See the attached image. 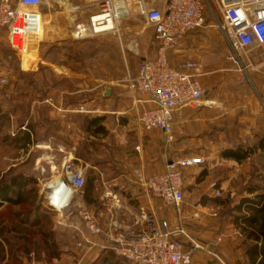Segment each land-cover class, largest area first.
<instances>
[{
	"label": "rangeland",
	"instance_id": "374dc122",
	"mask_svg": "<svg viewBox=\"0 0 264 264\" xmlns=\"http://www.w3.org/2000/svg\"><path fill=\"white\" fill-rule=\"evenodd\" d=\"M69 5L72 10L69 17L61 14L60 11L63 10L61 5H55L53 11L55 16L49 20L47 27V39L42 44L41 42L35 44L32 51L16 52L9 46L5 35H0V178L6 174H23L35 181L34 189L36 191L35 205L30 208L25 205L9 206L5 204L0 207V264H63V261H68L67 264H83L89 259L88 254L90 253L76 246L77 240L75 241L76 237L73 233L76 226L68 217L59 219V214L48 208L42 187L44 182L50 181L51 171L55 176H58L62 162L66 158L67 152L71 150L69 148L71 137L80 139L77 141L78 145L76 143L75 153L85 170L86 166H89L94 160V154H90L80 143L79 131L72 134L67 130L65 121L66 123L70 122V117L73 116L70 115V112L75 109L65 108L66 105L63 106L66 104L64 98L68 99V103H72L75 99H71L69 95L62 96L55 92L56 74L49 69L46 74L45 72L42 74L41 70L52 67L55 71L67 75L66 69L57 66L60 64L73 72L79 70L82 73L84 70L96 68L99 71L103 69L120 70L123 53L120 48L121 35L117 34L121 32L122 26L131 22L133 24L137 22L144 27L140 55L150 59L157 51V46L153 51L152 44L154 42L153 45H155L156 42L152 41V31L147 29L143 20L135 15L118 24V33L88 34L82 38L73 37L71 32H74L78 26L73 21L75 18L73 8L81 6L82 2L70 0ZM184 50L185 48H181L171 57L172 66L189 61L187 60L190 59L189 56L183 54ZM191 52L204 62L207 69L210 70L209 73H212L208 77L211 79V83H208L211 84V87L215 88L217 82L223 81L224 87L222 88L219 84L218 88L219 91L221 90V94L222 92L230 93L228 98H231L233 93V98L242 101L253 98L264 99V47L256 48L248 55L240 56L238 59L230 60L232 52L221 32L213 28L197 34L196 43ZM196 56L195 59H197ZM140 60L138 57L135 61L139 63ZM221 68H234L236 74L229 71L222 80L220 79ZM76 84L73 81H64L60 85L70 93ZM47 95L53 99L52 103L46 99ZM81 95H78L81 96L79 97L80 101L89 98L87 97L88 93ZM78 96L75 98L79 101ZM224 98V95L219 96V99ZM57 114L63 116L58 117ZM51 119L59 120L51 124L49 122ZM30 124L35 128V132L37 131V140L46 136L49 127H54V130H58L57 132L63 138L59 144L67 146V148L62 147V152L52 148V155L46 156L43 153L45 148L35 146L30 155L26 154L22 147L14 145L13 139L16 129L26 128ZM184 133L185 131L182 134L180 132L174 134V139L170 141L174 145V150H171L173 152L172 161H179L185 157L187 159L202 158L201 154L205 151H212L213 154L204 158V165L196 167V169L191 167L184 170L185 203L188 206L193 204V207L202 201V207L196 208V210L199 209L195 215L197 222L188 221L192 225H186L187 231L184 229L185 232L187 234H190L189 231L195 232L193 237L196 238V242L201 246L202 244L209 245L212 250H215L216 245L219 244V255L217 251L211 252L212 257L219 260V264H251L244 255L245 246L248 244L243 243V235L232 225L230 218L232 214H237L234 207L239 201L243 197H251L248 196L246 190L259 184L264 167V154L259 153L240 163L223 162L219 158V140L205 141L200 137L204 134L198 133L196 138H188L184 136ZM185 152H188L189 155ZM183 153L184 155H182ZM7 168L8 170L13 169L14 172H9ZM260 168L261 171H258ZM104 171L106 172V169ZM89 173L87 171L85 184L95 178L93 174ZM216 192L219 193V196L216 195ZM97 193L100 195V192ZM95 197L99 200L98 195ZM78 198L79 193H74L70 200V215H74L75 207L82 206L76 203ZM81 199L83 200V198ZM221 202L224 203L219 204ZM36 208L38 211L48 210L47 213L50 214L48 219L38 225L30 224L31 220L28 223H23L19 219V217L24 219L28 211H34ZM190 210L189 207L188 212ZM169 211V214L173 215L172 208L169 207ZM181 217L175 215L174 223L179 225ZM182 221L184 222V219H181V223ZM68 224L71 225L68 226ZM212 243L214 246H211ZM61 246L65 248L64 252L60 251ZM56 253L60 254V257L53 261V255ZM64 257L67 258L64 259ZM94 263L96 260L90 264Z\"/></svg>",
	"mask_w": 264,
	"mask_h": 264
},
{
	"label": "built area",
	"instance_id": "2783aa9c",
	"mask_svg": "<svg viewBox=\"0 0 264 264\" xmlns=\"http://www.w3.org/2000/svg\"><path fill=\"white\" fill-rule=\"evenodd\" d=\"M43 1L50 0H0V35H5L16 52L32 51L35 44L43 43L45 16L40 9ZM92 3L97 12L81 29L88 34L118 33V24L134 15L152 31L157 45L155 57L138 65L136 75L127 81V89L131 95L147 97L152 105L141 114L142 128L146 132L163 133L167 142L173 140L174 114L202 105L207 97V90L201 84L206 73L200 62L192 60L172 66L170 61L169 56L177 53L189 33L218 29L232 52L230 60L264 47V0H95ZM76 111L87 112L82 107ZM204 163L205 159L199 157L171 161L163 173L147 179L144 187L162 206L179 213L185 194L184 170ZM58 172L42 188L48 208L64 219L74 193H80L85 185V169L67 157ZM101 210L108 217L105 222L101 214L84 206L75 207V219L80 225L75 228L78 248L96 246L85 236L88 234L92 239H104L106 250L131 264H191L192 251H185V243H190L194 250L203 249L185 232L180 218L179 225H173L167 220H156L144 210L128 217L121 196L111 187L103 191Z\"/></svg>",
	"mask_w": 264,
	"mask_h": 264
},
{
	"label": "crops",
	"instance_id": "0c3cea01",
	"mask_svg": "<svg viewBox=\"0 0 264 264\" xmlns=\"http://www.w3.org/2000/svg\"><path fill=\"white\" fill-rule=\"evenodd\" d=\"M69 1L70 0H50L43 1L41 3L40 9L45 16L44 41L47 39V27L49 20L52 16H55V13L53 12L55 10V5H61L63 7V10L60 11L61 14L68 15L69 17L70 12L72 11ZM78 1H81L82 5L73 8V14H75L73 21L77 23L78 26L83 25V27H85L84 25L88 23L89 17L97 12V7L95 3H92L95 2V0ZM208 30L209 29L205 30V32ZM202 32L203 31H195L189 33L182 42L179 50L181 48H185L183 54H187L190 58L187 60L198 61L204 64V62L200 61V59L191 52L193 45L196 43L197 34ZM71 33L73 37H76L75 31ZM117 35H121L120 48L123 53L122 67L120 70L109 71L103 69L102 71H99V69L96 68L97 70L87 69L84 70V73H82L79 70L78 72H73V70H70L63 64L57 66L66 69L68 72L67 75L55 71L52 67H46L47 69L43 68L41 70L42 74H44V72L46 74L48 69L56 74L57 87L54 88L55 92L60 93L62 96L69 95L71 99H75L72 103H68V99L64 98V102H66V104H63V106L66 105L65 108L75 109V111L73 110L70 112V115H73L70 117V122L66 123L65 121V124H67V130L72 134L79 131L81 135L80 143H82V146L85 147V150H87L90 154H94V160H92L89 166L86 164L87 169L85 170V176L87 175V171L88 173L90 172V175L93 174V176H95L94 179H91L92 200L87 205L84 198L83 200L81 199L83 194L82 191V193H79V198L76 199V203L86 206L87 209L96 214H101L103 221L105 222L108 220V217L101 210V198L104 189L111 187L121 196L128 217L136 215L141 210H144L146 213L152 214L156 220H167L171 224L177 225L174 223L175 215L176 217L182 216L181 219H184V222L182 221V227L185 229L186 225H192L188 223V221H192L194 223L197 222L195 215L199 212V209L196 210V208L202 207V201L193 207V204H189L188 206V204L184 201L181 211L179 212L180 214H177L172 209L173 215H171L169 214V208L162 206L161 202L153 198L147 191L146 187H144V183L147 179L165 171L167 164L172 161L171 158L173 156V152H171V150H174V145L170 142L169 145L163 133L159 131L146 132L142 128L140 123L141 114L147 109H150L152 105L148 101L147 97L140 94L131 95L127 89L128 79L136 75L138 65L143 60L147 59L140 55L142 51L141 41L144 35V27L137 24V22L135 24L132 22L126 23L122 26L121 32ZM153 40L152 34V41ZM153 44L152 47L154 51V48L157 45L156 43L155 45ZM154 56L155 55L153 53L152 58ZM172 56L173 55L169 56L170 61ZM195 56L197 59L194 58ZM138 57L141 59L139 63L135 61ZM65 65L68 66V64ZM203 67L206 74L201 79V84L207 90L205 102L194 108H184L174 114L173 139L174 134L179 132L182 134V132L185 131L184 136H187L188 138H196L198 133L204 134L200 135V137L205 139V141L219 140V158L223 162L237 163L234 160L224 158L223 153L226 150L240 149L241 146H246V149L249 152L247 158L254 157L259 153L264 154V99L262 98L258 100L253 98L242 101L240 99L233 98V93L231 94L232 97L228 98L230 97V93L225 94L222 92L221 94V90H218L219 84L222 88L224 87L223 81H221V83L217 82L215 88L211 87V84H208L211 83V79L208 77L212 73H209L210 70L207 69V65L204 64ZM220 71V79L222 80L224 79V76L229 73V71L236 74V70L234 68H221ZM64 81H73L77 83L74 85L75 87L70 91V93L67 92L68 90L65 91V89L61 87L60 84ZM83 93H88L87 97L89 98L80 101L79 97L83 96L81 95ZM220 95H224L225 98L219 99ZM77 96L79 101L75 98ZM46 99L50 100L51 103L53 102L50 95H47ZM53 105L61 106L58 104ZM80 107L87 112H77L76 110ZM61 116L63 115H58V117ZM53 120L51 119L49 122L52 124L59 119ZM49 129V132L46 136H42L43 138L41 140L36 139V131L35 138L31 135L29 145L23 147L20 146L21 142L16 144L15 141L14 145L22 147L23 151H25L28 155H30L35 146L45 148L43 149V153L46 156L52 155V148L58 151L62 150V147L67 148V146L59 144L63 138L60 136V133L57 132L58 130L55 131L54 127H49ZM19 131L26 132L28 130L26 128H18L16 129L14 137L18 135ZM18 139L20 138L18 137ZM34 139H36V141H34ZM78 140L71 137V146L69 147L71 150H65L68 151L67 156L65 157L73 158L81 165V161L76 158L78 155L75 153L76 143ZM185 153L189 155L188 152ZM202 153V158H208L207 156L213 155L212 151H205ZM182 155H184V153ZM105 169L106 172L104 171ZM192 169H196V167H193ZM197 169L201 170L202 168ZM258 171H261V168L258 169ZM261 174H264V167L262 168ZM54 176L55 174L51 171L49 179L51 180ZM97 192H100V195ZM94 195H98L99 200L96 199L97 197ZM189 207L191 208L190 212H188ZM65 216L72 220L73 225L80 227L79 222L75 219V215H70V209L69 211H66ZM73 233L76 237L75 241H79V236L75 229ZM189 233L190 234L188 235L196 241V238L193 237L195 232L193 233L189 231ZM85 236L88 237V240L91 242L94 241L96 246L93 248H88L86 246L84 248V250L90 254L87 253L89 255V259L83 264H90L94 260H97L102 252H109L105 249L106 243L104 239H92L88 234H85ZM73 245L75 246V244ZM211 246H214L213 243ZM202 247L203 249L201 250H194L190 243H185V251H192L191 264H219V260L215 259L211 255L212 253H215L214 251H217V254L219 255V244L216 245L215 250L209 248V245L204 246L202 244ZM60 251L64 252L65 248L61 246ZM59 257L60 254L58 257L53 258V261H56ZM65 258L67 257H64V259ZM67 263L68 261H63V264Z\"/></svg>",
	"mask_w": 264,
	"mask_h": 264
},
{
	"label": "trees",
	"instance_id": "16d2710c",
	"mask_svg": "<svg viewBox=\"0 0 264 264\" xmlns=\"http://www.w3.org/2000/svg\"><path fill=\"white\" fill-rule=\"evenodd\" d=\"M26 129L28 130L26 132L19 131L18 135L14 137L13 142L15 141L16 144L21 142L20 146L23 147L29 145L31 135L35 138L36 132L31 124L27 125ZM50 129L47 130L49 131ZM18 137L20 139H18ZM34 141H36V139H34ZM248 155L249 152L246 146H241L240 149L226 150L223 153L224 158L234 160L237 163L247 159ZM8 171L14 172L13 169H9ZM34 185L35 181L23 174H6V176L1 177L0 207L4 204L9 206L25 205L28 208L35 205L36 191ZM91 187L92 181L90 180L82 189L83 194L81 198H84L87 205L92 200ZM246 192L248 196L251 197H243L239 201L234 207L237 214H232L230 219L232 225L240 230V233L243 235V243L248 244V246H245L244 250L245 257L248 258L251 264H264V174H261L259 184L248 188ZM223 203L224 202H221L219 204ZM47 211H38L36 208L34 211H28L24 219L20 218L18 215H16V217H19L23 223H28L31 220L32 223L30 224L38 225L48 219L50 214L47 213ZM58 256L57 253L53 255L54 258ZM94 264L131 263L118 257L113 251H109L108 253L102 252Z\"/></svg>",
	"mask_w": 264,
	"mask_h": 264
},
{
	"label": "bare ground",
	"instance_id": "6f19581e",
	"mask_svg": "<svg viewBox=\"0 0 264 264\" xmlns=\"http://www.w3.org/2000/svg\"><path fill=\"white\" fill-rule=\"evenodd\" d=\"M82 27L83 26H77L76 28H75V36L76 37H83V36H85V35H88V33L86 32V31H82L81 29H82ZM96 31H99V30H96Z\"/></svg>",
	"mask_w": 264,
	"mask_h": 264
}]
</instances>
